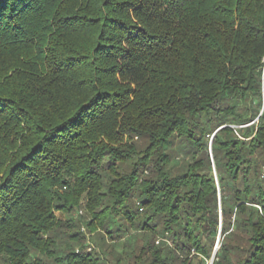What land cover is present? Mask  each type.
<instances>
[{"label":"trees","instance_id":"obj_1","mask_svg":"<svg viewBox=\"0 0 264 264\" xmlns=\"http://www.w3.org/2000/svg\"><path fill=\"white\" fill-rule=\"evenodd\" d=\"M211 258L264 264V0H0V264Z\"/></svg>","mask_w":264,"mask_h":264},{"label":"rangeland","instance_id":"obj_2","mask_svg":"<svg viewBox=\"0 0 264 264\" xmlns=\"http://www.w3.org/2000/svg\"><path fill=\"white\" fill-rule=\"evenodd\" d=\"M178 160V159H177ZM177 162L181 163V159H179ZM173 163V162H172ZM180 165V166H181ZM215 175V174H214ZM84 214L83 208L80 207L76 212H74L72 218L75 221H79L80 217ZM80 232L86 236V243H85V251L89 254H96L95 256H98L100 258H108V259H112L115 255H117V252H119L121 250L120 246H117L113 252H109V248L107 247H102V245L100 244V238L103 235L102 233L96 232V233H89L85 226L81 223L80 224ZM105 244L110 245L109 240L107 239V237H105ZM167 241V240H166ZM157 241L155 242V245L157 246ZM171 248V246H170ZM219 248V243H218V239L214 244V250H213V254L214 252H216ZM115 259H112V262H114ZM211 261V260H210ZM210 261H208V264H210Z\"/></svg>","mask_w":264,"mask_h":264},{"label":"water","instance_id":"obj_3","mask_svg":"<svg viewBox=\"0 0 264 264\" xmlns=\"http://www.w3.org/2000/svg\"><path fill=\"white\" fill-rule=\"evenodd\" d=\"M214 254H215V252H214ZM212 260H213V258H211L210 264H212Z\"/></svg>","mask_w":264,"mask_h":264}]
</instances>
